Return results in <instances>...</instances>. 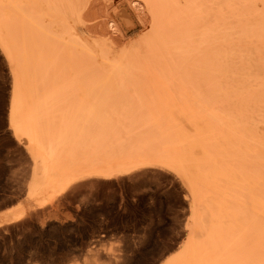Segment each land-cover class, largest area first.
<instances>
[{
	"label": "bare ground",
	"instance_id": "1",
	"mask_svg": "<svg viewBox=\"0 0 264 264\" xmlns=\"http://www.w3.org/2000/svg\"><path fill=\"white\" fill-rule=\"evenodd\" d=\"M127 1L130 35L113 0H0L28 206L163 168L188 215L160 264H264V0ZM23 216L0 213V226Z\"/></svg>",
	"mask_w": 264,
	"mask_h": 264
},
{
	"label": "rangeland",
	"instance_id": "2",
	"mask_svg": "<svg viewBox=\"0 0 264 264\" xmlns=\"http://www.w3.org/2000/svg\"><path fill=\"white\" fill-rule=\"evenodd\" d=\"M113 2L126 13L127 19L116 20L130 35L139 25L133 7L127 0ZM99 9L90 17L101 15ZM9 88L0 51V213L24 211L0 226V239L8 236L0 264H160L185 233L188 205L179 178L167 169L143 167L107 180L78 181L52 203L28 206L29 167L5 123Z\"/></svg>",
	"mask_w": 264,
	"mask_h": 264
},
{
	"label": "trees",
	"instance_id": "3",
	"mask_svg": "<svg viewBox=\"0 0 264 264\" xmlns=\"http://www.w3.org/2000/svg\"><path fill=\"white\" fill-rule=\"evenodd\" d=\"M8 236H4L3 239H0V252L2 250V246H1V243H2V240L6 239L7 240Z\"/></svg>",
	"mask_w": 264,
	"mask_h": 264
}]
</instances>
